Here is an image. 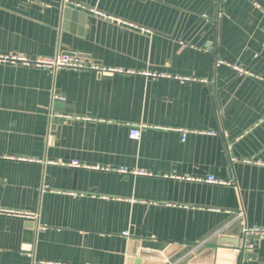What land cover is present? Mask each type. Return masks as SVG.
<instances>
[{
  "label": "crops",
  "instance_id": "crops-1",
  "mask_svg": "<svg viewBox=\"0 0 264 264\" xmlns=\"http://www.w3.org/2000/svg\"><path fill=\"white\" fill-rule=\"evenodd\" d=\"M61 53L93 68L20 60ZM246 227L264 228V0H0V264H142L146 240L180 246L138 245L164 264H264Z\"/></svg>",
  "mask_w": 264,
  "mask_h": 264
},
{
  "label": "built area",
  "instance_id": "built-area-1",
  "mask_svg": "<svg viewBox=\"0 0 264 264\" xmlns=\"http://www.w3.org/2000/svg\"><path fill=\"white\" fill-rule=\"evenodd\" d=\"M16 59V58H15ZM20 60L23 63L26 64H36V65H40V66H44V67H48L53 69L54 71H57L60 68H72L75 70H84V69H88V68H93L91 65H89L87 62L78 59L76 57H72L69 56L67 54H58L53 58H36L34 60L28 59V58H20ZM236 69L244 74L249 75L250 72L248 71H243L242 68H239L236 66ZM105 72H108L107 70H103ZM141 127L142 126H138V125H132L130 128V137L133 139H139L141 136ZM210 134H215L214 131H210ZM184 139V137H183ZM71 165L73 166H77V167H85L84 164H81V162L79 161H73L71 163ZM208 182H212V183H224L221 180L216 179L214 176H209V178L207 179ZM25 215L28 216H34L33 213H24ZM245 235L247 236H264V228H245Z\"/></svg>",
  "mask_w": 264,
  "mask_h": 264
},
{
  "label": "water",
  "instance_id": "water-1",
  "mask_svg": "<svg viewBox=\"0 0 264 264\" xmlns=\"http://www.w3.org/2000/svg\"><path fill=\"white\" fill-rule=\"evenodd\" d=\"M55 125L56 124H53V126H55ZM139 244H141L143 249L148 248V249H152V250L162 251L163 254L165 255V257H167V258H171L174 255V253L180 249V246L175 245V244H169L167 242L151 241V240H146L144 242L132 241L130 248H129V253L131 255H134V256H140L142 259V264H164V262L160 259L159 260H153V258H151V256H153L154 254L151 252H147L145 250L141 251L138 248Z\"/></svg>",
  "mask_w": 264,
  "mask_h": 264
}]
</instances>
